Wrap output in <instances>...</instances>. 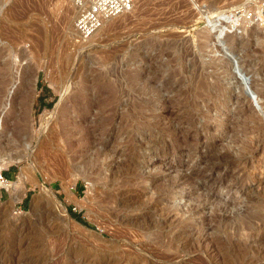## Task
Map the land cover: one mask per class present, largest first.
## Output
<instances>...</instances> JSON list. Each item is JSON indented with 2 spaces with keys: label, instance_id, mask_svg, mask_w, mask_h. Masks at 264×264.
I'll list each match as a JSON object with an SVG mask.
<instances>
[{
  "label": "rangeland",
  "instance_id": "rangeland-1",
  "mask_svg": "<svg viewBox=\"0 0 264 264\" xmlns=\"http://www.w3.org/2000/svg\"><path fill=\"white\" fill-rule=\"evenodd\" d=\"M247 2L139 0L84 42L71 35L75 0H0V131L19 121L20 136L9 130L7 148L32 155L0 163V174L10 173L7 185L0 180V264H264V41L256 25L233 14ZM168 41L176 43L170 54L154 47ZM146 55L170 65L171 84L182 81L184 95H172L181 105L178 117L139 129L117 124L108 140L115 151L111 166L89 180L90 153L79 157V143L65 133L84 116L94 126L97 116L76 109V94L86 78L101 74L125 83ZM193 63L197 73L189 69ZM29 70L36 78L24 87ZM167 71L152 82L154 89L163 91ZM67 86L72 93L56 108ZM54 111L60 125L49 132L44 125ZM68 111L72 117L63 124ZM178 129L186 141L164 153ZM127 136L140 148L135 153L124 148ZM222 152L226 162L211 179L212 166L221 163L215 154ZM190 173L194 180L178 179ZM10 184L23 190L20 200L12 202ZM65 186H75L76 199L86 205L70 199ZM109 189L119 193L118 202L96 206Z\"/></svg>",
  "mask_w": 264,
  "mask_h": 264
},
{
  "label": "bare ground",
  "instance_id": "bare-ground-1",
  "mask_svg": "<svg viewBox=\"0 0 264 264\" xmlns=\"http://www.w3.org/2000/svg\"><path fill=\"white\" fill-rule=\"evenodd\" d=\"M74 7H75V10H76V15H77V13L79 12V7L78 6L77 7L74 6ZM124 14H126V13H124ZM124 14H122V16ZM120 16H118V17H120ZM115 18H117V17H115ZM213 18H218V16H214V17H211V18L209 17L208 18V24L207 25H210L212 22H214V19ZM112 19H114V18H112ZM112 19L108 20L105 23V25L108 22H110ZM233 19L235 20L236 17H234ZM241 20H243L245 22L244 19H240V21ZM215 21H217V19ZM228 25H229V23H228ZM254 25H256V27L259 28V30H260L261 36H260V38H258V40H259V42L261 44H263V41H264V29L259 25V23L258 24H254ZM220 26H221V29L223 31L222 25H220ZM251 26H253V25H251ZM73 28H74V26H73ZM73 28L71 30V35L73 37H75L76 36V31H75V28L74 29ZM171 41H173V40H171ZM207 41L209 42V39L208 38H207ZM173 44L174 43H172L170 41H168L166 43H154V47L157 48V49H159V50L161 48L165 47V52H167L168 50H171L172 49L171 46ZM163 51H164V49H163ZM149 52L150 51H148V53ZM161 52H162V50L160 51V53ZM170 53L171 52L168 51V53H166V54H170ZM186 53L187 52H185L184 54L186 55ZM3 54H4L3 49H0V59L2 58ZM141 59H142L141 61H142L143 65H140V64H142V63H140L139 64L140 66L137 68V70L134 71V72H132L128 76V78H127L126 81L124 80L125 83H123V82H121V81H119L118 79H115V78L114 79H110V77L108 78L104 74H101L99 76H96L94 79H90V78L87 79L86 78L84 81L82 80L83 83H82L80 89L78 90V93L77 92H76L77 94L74 93V94H76V100H75L76 104H75V107H76L77 110H79V109L82 110L85 107L87 108L86 109L87 112H89V111L92 110L93 113H94V111L96 110V114L95 115L97 116V120L94 122L95 123L94 126H91L90 125V121L87 118L85 119L84 118L85 116H84L83 118H80L77 122L73 123L74 124L73 127L69 124L72 128H66L67 131L65 130L66 133L64 132L69 138H76V141L79 143V146H80L79 149L77 148L78 149V153L77 154H80L79 157H85V155H88L90 153L89 154L90 160L89 159H88L89 161H86V159L84 160V162L86 161V164L89 165V167L91 169L90 171L88 169L89 173L87 172L86 173V176H85L89 180L96 181L97 178L99 176H101V174L105 171L104 166L105 165H109V167L111 166V163L108 162V158L115 151L112 150V149H108V144H109V141L108 140H109V137L112 138V136L114 135L115 132H113V130H115V127L117 126V124H119V123L121 124L122 122H124V123L126 122V125H127V124H130L131 123V124H135L137 126V128L139 129L140 126H142V127L150 126V123H152L151 121H153L154 124L156 125L155 122H157V123L160 122V120L162 118H164V117H169V118L170 117H173V118L178 117L177 114H178V111H179L181 105L180 106L177 105L178 103H176L177 101L175 102L176 99L172 95L175 94V92H177V93H181L182 92V89L183 88H181L182 86L180 85V82H182V81H180L179 84H176V85H174V82H173V84H171L172 83L171 82L172 81L171 79H173L172 76L174 75V73L171 70L170 73L168 74V71L166 69H167L168 66L170 67V65L169 64H168V66L165 65V64H167V62L164 63L163 60H159V62H157L158 59H159V56L158 55H151V56L146 55V56H143ZM195 63H193V65L192 64L189 65V69H192L193 68L192 69L193 72L194 71L196 72V70H197L196 67L198 66V65L195 66ZM199 66L201 67V64ZM239 70H240V72H243V69L241 67L239 68ZM166 71H167V74L168 75L165 78V85H164L163 91L162 90L161 91L160 90L158 91L157 89H154L153 88V85H152V82L154 80H156L157 78H159V77H163V75L166 74ZM194 74L195 73H193V75ZM23 76H24V79H25L24 87H27V85L31 83V80L34 81V79L36 78V75L32 71L30 72V70H29V72H26L25 71V73H24ZM12 77H14V76H12ZM195 78H197V77H195ZM181 79L182 78H180V80ZM26 81H28V82L30 81V83H27ZM7 85H9V84L7 83ZM189 85H191V84H189ZM240 85H243V83L241 82ZM0 88H2V87H0ZM184 90H186V89H184ZM2 91H3V89H0V103H1ZM188 91H189V89H188ZM206 91H208V90H206ZM70 92L72 93L71 86H67V87H65V88L62 89V97L63 98L61 99V101L59 102V104L57 105L56 108H59V106L60 107L63 106L62 105L63 104L62 103V100L65 101L66 96L68 94H70ZM206 93H208V92H206ZM25 94H26V96H25L26 97V101H25V106L24 107L26 108V110H29V106H30L29 105V102H30L29 101L30 100L29 98L31 96V91H26ZM181 94L184 95L183 92ZM188 94H190V93L188 92ZM199 95H200V93H199ZM73 96H75V95H73ZM125 96L129 100L127 99L125 101L124 100V97ZM188 96H190V95H188ZM182 104H183V101H182ZM212 104H213V102H212ZM14 108H15V105L13 106V110L12 111H10L8 114L6 113L7 114V117L8 116H11V115H14ZM23 113H25V112H23ZM71 113H70V111H68L67 115H65V117L62 119V121L65 122L63 124H67V120L66 119H69L70 117H72L71 116ZM182 113H184V112H182ZM51 114L52 115L49 116V118L47 119V123L44 125V128H48V131L49 132H51L54 129V127L56 126V124L58 123L57 120H53V117L55 115V111L52 112ZM46 115L47 114H45V116H44L45 118H46ZM79 116H81V115H79ZM24 118L25 119H22V122L26 123L27 122V119H26V117H24ZM186 118H188V117H186ZM14 121H16V120L14 119ZM162 121H164V120L162 119ZM166 121H168V120H166ZM167 123H165V124H167ZM69 125H67V126H69ZM121 126H122V124H121ZM128 126L129 125H127V127ZM162 126H163V124H162ZM19 127H20V122L19 121H17L14 124V126H11V124L10 125L7 124L6 126L2 127V131H0V163H2V162H5V163H11V162L22 163V162L25 161V158L26 157L29 158V157L32 156L31 153H29V154H26V153L23 154L22 151H19V152L17 151L16 153H13L12 151L9 152V148L10 147L7 148V146L11 142H13L12 139L7 138L8 137L9 130L10 131L12 129L14 130V133H12V134H14V136H13L14 138H15V136L16 137H19L20 136V135L18 136V132H19L18 129H19ZM63 127H65V126L63 125ZM124 131H126V130H124ZM97 132H99V133H97ZM61 133H63V132H61ZM169 134H170V132H169ZM10 137H12V136H10ZM29 138H33V136H29ZM63 138L65 139V137H63ZM172 139H173L172 142H168L167 145L164 146L161 149L162 151H164V153H167V151L173 149L175 147V145L178 144V142H180V141L185 142L186 139H187V134H184V132H182L180 129H178L175 133H173ZM71 142L72 141H70V144H71ZM156 143H157V141H156ZM139 145L142 146V147H143V145H146V140H145V142L139 143ZM157 145H158V143H157ZM71 146H72V144H71ZM138 147L139 146L135 144L134 139L132 137H128L127 136V140H125L124 148L127 149V150H133V152H134V149H137ZM177 147H178V145H177ZM11 149H13V148H11ZM138 149H140V148H138ZM14 151H16V150H14ZM75 151H77V150L75 149ZM223 153L224 152H222V154H215L216 157L218 159H220L219 162H221V163L218 162L219 164H217V162H215L216 160H214V162L217 165H215L214 163H213L214 165L212 164L213 166L211 168V174L208 175L207 177L213 179L212 177L214 176V173L221 167V165L223 164V162L224 163L226 162L225 161V159L227 158V156L225 154L226 152L224 154ZM209 159H210V157H209ZM128 161H131V160L128 159ZM129 164H131V163H129ZM85 169H87V168L85 167ZM130 169H132V168H130ZM193 171H196V170H192V173H193ZM114 173L116 174L117 172H114ZM192 173L185 174L184 176H182V177H180L178 179L179 180H182L184 182L194 180L195 178L193 177ZM25 178H26V175H25V172L23 171V174L21 176V180H25ZM214 179L217 180L219 178H214ZM172 181H173V179H172ZM174 184H175V182H174ZM0 186H1V184H0ZM8 187H9V190L13 193L12 202L13 201L15 202L17 200H20L21 197H22V195H23V190L20 191L19 190V186L17 184H10V185H8ZM74 187L75 186H65V190H66V193H67L68 197L70 199H72V200H76V202H78V204L81 205V206L86 205V204L82 203L81 200H77L76 199L77 196L74 193V189H75ZM42 188L45 189L43 186H42ZM102 191H105V190H102ZM113 192H114V189H112V191H110V189H109L107 192H104V194L102 193L103 194L102 197L99 196L97 199H95L96 200L95 201L96 202V206L103 207L104 208V206L105 207L106 206H110V205L113 206L114 203H117L118 202V199H119L118 198L119 193H117L116 191L114 193ZM52 196H54L53 199L55 200V195L52 194ZM55 202H56V204L58 206H60L62 208L61 212L64 213L65 219H67L68 221H70L72 223H75L76 222L75 219L70 216L67 208L65 206H62V204L59 201H56L55 200ZM111 208L113 209V207H111ZM104 209H107V208H104ZM120 211H122V210L121 209L120 210L116 209L114 211L115 214H116V216H119L120 215L119 214ZM113 215H114V213H113Z\"/></svg>",
  "mask_w": 264,
  "mask_h": 264
},
{
  "label": "built area",
  "instance_id": "built-area-1",
  "mask_svg": "<svg viewBox=\"0 0 264 264\" xmlns=\"http://www.w3.org/2000/svg\"><path fill=\"white\" fill-rule=\"evenodd\" d=\"M138 0H75L79 7L74 28L77 41L88 42L105 23L124 13H129ZM233 14L247 21L249 25L258 24L264 29V0H248L245 5L233 9ZM2 184H8L7 177L0 174Z\"/></svg>",
  "mask_w": 264,
  "mask_h": 264
},
{
  "label": "trees",
  "instance_id": "trees-1",
  "mask_svg": "<svg viewBox=\"0 0 264 264\" xmlns=\"http://www.w3.org/2000/svg\"><path fill=\"white\" fill-rule=\"evenodd\" d=\"M5 176H7V178L9 179V177L8 176H10L8 173H6V175ZM75 216L81 221V222H83V223H85V224H88L86 221H85V219H83L82 218V216H81V213H75Z\"/></svg>",
  "mask_w": 264,
  "mask_h": 264
},
{
  "label": "crops",
  "instance_id": "crops-1",
  "mask_svg": "<svg viewBox=\"0 0 264 264\" xmlns=\"http://www.w3.org/2000/svg\"><path fill=\"white\" fill-rule=\"evenodd\" d=\"M8 174L10 175V173L8 172Z\"/></svg>",
  "mask_w": 264,
  "mask_h": 264
}]
</instances>
